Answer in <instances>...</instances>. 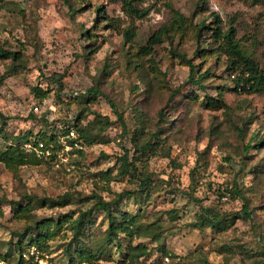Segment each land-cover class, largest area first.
<instances>
[{
	"label": "rangeland",
	"instance_id": "obj_1",
	"mask_svg": "<svg viewBox=\"0 0 264 264\" xmlns=\"http://www.w3.org/2000/svg\"><path fill=\"white\" fill-rule=\"evenodd\" d=\"M5 1L0 12V44L21 54L24 68L10 72L11 61L0 62V126L6 119L4 133L46 132L40 117L57 120L70 113L77 115L85 107L84 126L94 115L109 117L111 124L90 145H82V155L63 147L54 157L49 150L48 154L36 151L37 164H25L15 171L0 162V200L69 194L71 203L63 208L35 205L39 219H56L71 212L76 217L94 193L110 200L128 191L130 195L119 208L137 215L139 237L133 245L141 244L149 251L133 264H264V149L243 152L253 129L264 128V94L225 91L223 88L232 86V78L225 73V58H198L196 50L201 46L194 37V28L217 14L225 29L234 27L236 39L264 67V0H143L134 4L139 11H147L143 19L126 14L120 0ZM97 7H101V15L95 11ZM180 16L186 18L184 25ZM159 30L168 31L162 43L152 47L151 55L136 58L137 49L146 46ZM85 31L95 34L94 53H88L89 41L82 36ZM126 31L134 32L132 41L124 37ZM178 55L187 56L197 66L196 74L207 72L204 89L192 82L188 66ZM54 75L60 76L63 92H84L97 83L103 95L88 105L79 97L64 106L56 100L52 84L48 97L38 100L31 89L50 85L47 80ZM174 91L180 97L168 103ZM186 94L194 99H184ZM128 102L145 113L150 127L158 126L160 110L167 120L160 147L136 162L139 173L152 177L154 185L148 194L137 191L136 178L119 176L118 159L126 150L129 161L135 155L130 141L135 124L126 109L125 131L113 105L122 112ZM7 145L1 137L0 148ZM26 151L29 154L30 145ZM234 183L243 191L253 220L234 218L229 228L220 231L194 228L201 209L220 215L240 212L244 202L227 191ZM191 190L198 202L188 197ZM92 222L91 235L101 237L106 229L102 213L94 212ZM25 224L13 217L9 205L0 204V254L11 249L9 261L1 264H16L19 251L13 248L17 239L12 233L22 231ZM52 229L54 234L41 243L43 250L24 247L25 264L38 260L68 264L64 248L72 236L69 225ZM120 256L113 246L91 264H121Z\"/></svg>",
	"mask_w": 264,
	"mask_h": 264
},
{
	"label": "trees",
	"instance_id": "obj_2",
	"mask_svg": "<svg viewBox=\"0 0 264 264\" xmlns=\"http://www.w3.org/2000/svg\"><path fill=\"white\" fill-rule=\"evenodd\" d=\"M120 1L122 3V9L129 16L138 19H143L146 16V10L139 11L134 7V4L143 0ZM5 5L6 1L0 0V12L5 8ZM95 11L98 15H101V7L95 8ZM179 19L181 25H184L186 18L180 16ZM166 32L168 31L159 30L152 34L148 38L147 45L137 49L138 52L135 53V57L139 58L140 55H151L152 47L162 43V37H166V35H164ZM123 34L128 41H132L135 37L134 32L126 31ZM82 36H84L86 41H89L87 46L88 53H94L96 45L92 39H94L93 36H95V34L90 36L87 31H85L82 33ZM194 37L197 39V44L201 46L196 50L198 58L206 59V57L213 55H217L218 58H225V73L230 77L233 75L231 80L232 86L230 88H223L225 91L239 95L264 94V67L261 66L258 61L252 57L251 53L240 44L239 40L236 39L235 29L232 25H229L225 29L221 18L217 14H212L211 21L207 22L206 20H202L196 28H194ZM178 58L188 66L189 78L192 82L199 88L204 89L202 80L207 72H199L196 74L197 66L187 59V56L178 55ZM3 60L11 61L10 66L7 67V70L10 72L24 68L23 56L0 44V62ZM135 67L141 68L139 65H135ZM47 81L51 82L50 85H46L45 88L36 86L31 89V92L40 101H43L48 97L49 93L52 91V84L56 87V100H59V103L64 106L69 105L79 97L84 98V103L88 105L95 101L98 96L103 95L97 83L84 92H63L64 84L62 83L60 76L54 75ZM149 85L150 82L147 81L146 86L148 87ZM49 86H51L50 89L48 88ZM62 94H65V102L62 99ZM144 95L145 94L142 95L143 98ZM178 97H180L178 92H172L171 96L168 98V103ZM184 99L190 101L194 98L189 97V95L186 94ZM217 101L218 100H216V102ZM218 103H221V101L219 100ZM207 105L216 107L214 102H207ZM113 108L117 121L125 131L124 113H126L127 110L131 111V115L133 116L132 119L135 124L130 138L135 155H133L131 161H129V152L126 150L124 156L118 159V162L120 163L119 176L136 178L138 181L137 191L148 194L154 185L152 177L149 174L139 173L136 162H138L143 156L151 153L155 148L160 147L165 139L162 137L165 133L164 128L165 125H167V120L164 117L162 110H160L157 114V123L159 124L158 126L155 125V128H153L148 125L145 113L137 108L136 105L129 104L128 102L122 112H118V109L114 105ZM87 111L88 109L85 107L77 115L70 113L63 115L62 118H58L57 120H53L44 115L39 118V121L45 125L47 131L38 132L35 135L30 132H21L13 136L6 135L4 133L6 119L3 118L0 126V138L2 137L4 141H8V145L5 149L0 148V162L4 163L9 170L15 171L19 166L25 164H37L38 159L35 154L38 150L41 151L42 154H44L46 150H49V152L52 153V157H54L56 151H61L64 148L61 143V138H64L67 132L63 127L73 128L78 134L75 140H66L68 145L73 146L75 141L81 145H85L86 143V145H90L92 141L103 132L102 129L108 127L111 122L109 117L94 115L93 120L89 121L88 124L84 126L82 124V119L85 118V113ZM30 117L33 120H37L33 114H31ZM40 144L42 145V148L39 147ZM27 145H30L29 154L26 153ZM252 149L256 151L264 149V128L262 126L253 129L252 133L249 135V140L243 146V152L245 155ZM71 150H74L73 152L78 155H82L84 148L80 150L72 148ZM244 158H246V156H244ZM258 166L255 168H258ZM240 171L241 168L239 166L238 173ZM193 179L195 184H198V181H196L195 178ZM156 185L161 186L160 183H157ZM227 191L233 199H241L244 202L240 212L232 215H220L213 210L205 211L204 209H201V212L196 215V221L193 223L194 228L198 230L209 228L214 231H220L229 228L234 218H241L250 221L253 220L252 214L246 204L247 200L243 196V191L237 187L236 183L233 184V188L228 189ZM193 192L194 191L191 190L188 197L198 202V200L193 197ZM129 195L130 192L124 191L123 193L116 194L110 200H105L101 195L94 193L89 198H86L89 205L85 209L81 208L76 214V217H74L75 213L71 212L70 214L60 215L56 219L52 217L39 219L34 214V211L36 210L35 205L39 204V207L48 205L49 207L57 206L63 208L71 203V197L69 194H64L56 198L43 199L24 195L19 198V200H0V204L5 203L10 206V212L15 219L26 221V227L22 231L12 233L13 238L17 239L13 248L15 251H19L16 264H25L21 256L24 247L36 246L40 250H43V244L41 243L54 234L52 227L59 229L63 224L69 225V230L72 234L64 248V255L68 264L94 263L110 252L111 247L113 246L121 255V264H133L141 257L148 256L149 251L145 246L141 244L133 245L134 238L139 237L137 215H132L130 212L123 211L119 208L121 201ZM96 211L102 213L103 220L106 222V229L101 237L92 236L91 230L89 229L93 223V213ZM151 238H153L152 234ZM159 249L162 251L163 255H167V252L163 250L161 246ZM10 252L11 249L0 254V263L3 261H9L8 258L11 257V254H9ZM202 264L210 263L205 261Z\"/></svg>",
	"mask_w": 264,
	"mask_h": 264
},
{
	"label": "built area",
	"instance_id": "obj_3",
	"mask_svg": "<svg viewBox=\"0 0 264 264\" xmlns=\"http://www.w3.org/2000/svg\"><path fill=\"white\" fill-rule=\"evenodd\" d=\"M231 78H233V75L231 76ZM34 110L37 111L38 110V106H35ZM63 129L67 132L66 136L64 138H61V143L64 146V148H66V149L74 148V149H79V150L82 149V145L80 143H78L77 141H75L73 143V146L68 145L67 141H66V140H75L77 138V136H78L77 132L73 128H69V127H63ZM39 147L42 148V145L40 144ZM38 152H41V151L38 150ZM45 153L48 154V150H46ZM222 199L224 201L227 200V198L225 196ZM43 263L44 262L42 260H38L37 264H43Z\"/></svg>",
	"mask_w": 264,
	"mask_h": 264
}]
</instances>
